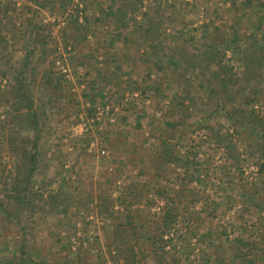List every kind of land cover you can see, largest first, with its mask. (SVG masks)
Masks as SVG:
<instances>
[{"label": "rangeland", "instance_id": "374dc122", "mask_svg": "<svg viewBox=\"0 0 264 264\" xmlns=\"http://www.w3.org/2000/svg\"><path fill=\"white\" fill-rule=\"evenodd\" d=\"M119 1L72 0L60 10L52 0L44 8L34 0H0L7 41L0 92L26 51L37 50L36 188L69 198L65 210L35 202L39 211L29 216L13 213L0 193V206L14 214L0 211V264H18L20 251L21 264H124L110 259L121 228L137 264H264V156L255 146L262 134L227 119L209 99L204 64L176 61L214 48L240 76L243 51L253 40L264 43V0H139L134 13L121 15ZM157 7L152 47L147 29ZM76 25L84 37L79 45ZM260 54L264 60V47ZM262 75V83L239 82L230 90L239 92L233 107L264 119V69ZM5 114L0 107V121ZM82 122L90 130L74 134ZM214 132L227 135L230 149ZM165 146L178 165L160 160ZM0 157V169H10L6 148ZM166 197L178 216L158 242L152 227Z\"/></svg>", "mask_w": 264, "mask_h": 264}, {"label": "trees", "instance_id": "16d2710c", "mask_svg": "<svg viewBox=\"0 0 264 264\" xmlns=\"http://www.w3.org/2000/svg\"><path fill=\"white\" fill-rule=\"evenodd\" d=\"M52 1V3L57 4L60 10H64L72 0ZM46 2L47 0H34V3L39 8H44ZM138 2L139 0H120L117 13L119 15L125 12L134 13ZM159 10L160 8L158 7L155 9L152 23H150L147 29V36L152 38L150 39L152 47L158 44L157 38L160 30V19L157 15L161 13ZM75 22L77 23V21ZM1 30L0 21V51H5L7 41L2 35ZM78 30L79 26L76 25L74 28L75 34L73 35V41L76 45L81 44L84 38L78 34ZM263 44L259 40H253L247 50L243 51L240 76L233 73L232 68L223 63V54L214 48H208L199 57L190 56L185 58V61L176 60L180 65L187 68H195L201 64L205 65V68L209 71L207 82L209 99H214L218 102L220 111L227 119L245 126H252L261 132L262 141L255 145L261 156H264V119L246 109L233 107L236 95L239 92L237 90L231 91L230 88L238 85L239 82H242L244 85L262 83L264 60L260 52L264 47ZM37 53L39 52L35 49H28L26 51L19 68L12 69L11 80L6 82L3 91L0 92V107L6 108L5 117L0 121V153L3 148H6L13 157L10 169H0V178L3 180V183L0 185V193L2 194V201H9L13 205V213L22 211L29 216L39 211L35 202L43 201L47 210L51 211L58 208L67 209L69 201V198L65 195L66 193H62L59 190L43 193L40 188H36L35 176L39 156L40 114L34 108L31 87L35 81L33 77L34 71L36 70L35 65L37 62H40L37 59ZM173 55L174 53L171 52V59H174ZM44 58L45 56L41 60V63L44 62ZM198 58L200 61H195ZM33 60L36 62L35 64ZM210 65L215 68L208 69ZM152 88L157 90L156 86H152ZM227 106L228 109H226ZM226 136V134L221 136L218 132H214L213 137L217 143L224 145L227 141ZM224 147L228 150L230 149V144H225ZM161 156L160 160L165 164L178 165L181 162L177 155L167 146L162 149ZM1 160L0 157V162ZM4 173L5 175L3 176ZM165 200V208L162 211L161 219L154 223L152 227V240L156 239L158 242L161 241L164 233L174 224L178 216V210L175 207L174 200L168 197ZM124 202L121 201L123 205L125 204ZM98 208L105 211L107 206L99 205ZM44 209L42 207V210ZM0 211L4 212L8 217H13L14 215L11 211H5L3 206H0ZM117 233L116 253L110 259L113 262L122 260L124 264H137L138 259L136 253L133 247L130 246L124 229H117ZM21 248L20 246L18 250H21ZM25 256L20 251V254L16 256L17 263H23L24 258H26ZM158 259L156 261L159 263Z\"/></svg>", "mask_w": 264, "mask_h": 264}, {"label": "built area", "instance_id": "2783aa9c", "mask_svg": "<svg viewBox=\"0 0 264 264\" xmlns=\"http://www.w3.org/2000/svg\"><path fill=\"white\" fill-rule=\"evenodd\" d=\"M56 65L60 66L61 72H62V74H63L65 77H68V76H69L67 69L64 68V67L61 65V62H60V61H57V62H56ZM71 130H72V132H73L74 134L81 135V134H83V133H87V132L90 130V128H89L88 123H84V122H82V123H80L79 125H77V126H75V127H72ZM100 154H101L102 156H104V155L106 154L105 150H101V151H100Z\"/></svg>", "mask_w": 264, "mask_h": 264}]
</instances>
